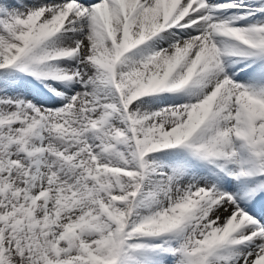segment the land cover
Returning a JSON list of instances; mask_svg holds the SVG:
<instances>
[{"label":"snow or ice","instance_id":"1","mask_svg":"<svg viewBox=\"0 0 264 264\" xmlns=\"http://www.w3.org/2000/svg\"><path fill=\"white\" fill-rule=\"evenodd\" d=\"M0 264H264V0H0Z\"/></svg>","mask_w":264,"mask_h":264}]
</instances>
